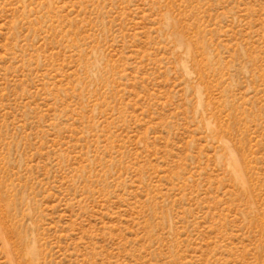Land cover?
<instances>
[{
  "label": "rangeland",
  "instance_id": "obj_1",
  "mask_svg": "<svg viewBox=\"0 0 264 264\" xmlns=\"http://www.w3.org/2000/svg\"><path fill=\"white\" fill-rule=\"evenodd\" d=\"M0 264H264V0H0Z\"/></svg>",
  "mask_w": 264,
  "mask_h": 264
}]
</instances>
